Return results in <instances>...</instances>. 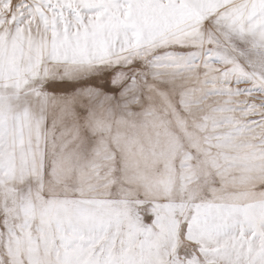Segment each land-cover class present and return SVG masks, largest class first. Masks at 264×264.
Masks as SVG:
<instances>
[{
    "label": "snow or ice",
    "instance_id": "snow-or-ice-1",
    "mask_svg": "<svg viewBox=\"0 0 264 264\" xmlns=\"http://www.w3.org/2000/svg\"><path fill=\"white\" fill-rule=\"evenodd\" d=\"M0 264H264V0H0Z\"/></svg>",
    "mask_w": 264,
    "mask_h": 264
}]
</instances>
